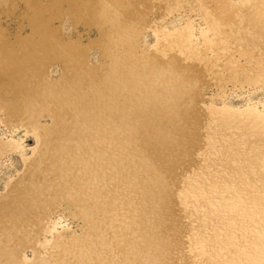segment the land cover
Listing matches in <instances>:
<instances>
[{"label":"bare ground","instance_id":"1","mask_svg":"<svg viewBox=\"0 0 264 264\" xmlns=\"http://www.w3.org/2000/svg\"><path fill=\"white\" fill-rule=\"evenodd\" d=\"M8 1L14 0H0V5H4ZM22 1L31 11L28 25L32 32L38 36V40L34 41V43H25L23 42V40L26 41L25 39L21 40L20 38H16L13 42L9 43L4 35L5 33L0 29V124L3 125L4 132L3 134V132L0 131V158L8 153L15 152L20 155L23 162L22 172L19 174L16 173L12 179L8 180L4 186L3 193H0V264H54L52 261L54 257L48 254L49 247L54 243L51 238L53 237L55 239V233L63 232L68 229V226L62 218L52 220V222L46 220L48 211L56 204L54 200H51L50 202L52 204H49L44 198L39 203L36 202V199L33 197H24V194H21V192L26 190L27 185L36 172V169H34L36 163L40 164L47 159L53 160L56 156L63 158L72 153L73 145L68 142L69 139L81 138V136H79L80 131H84L87 128V122L83 120V118H85L82 117L83 115L87 114L86 117H88V120L90 116V120L95 122L94 128H96L98 124H102V116L104 115L99 114L98 109L100 105L98 103H94L90 106V103L88 105L82 104L77 109L79 111H76L78 118L73 119V121H68L69 123L58 118V114L62 107L61 104L67 99L65 96V89L73 90V95L75 94L77 96L80 94V90L92 94L98 87H101L105 91L109 90L106 92V94L110 96L109 98L118 101L117 105L111 107L105 114L108 113L111 118V121H109L110 125L113 127H123L122 131L124 132V136H118L117 133H114L111 137L113 141H120L119 145H117V143L115 145V148L117 147V151L119 150L118 153L120 154L118 163H121L119 167L120 172H118V174L122 180H126V187L123 186L127 188L126 192L134 188L133 181L130 177L143 174L142 172L144 171L142 170L141 172L142 165L146 168L148 167L147 169L149 172H152L151 175L154 176L153 171H156L158 174V171L154 170V166L157 165L156 159H161V161L164 159L163 162H167L166 165L169 163L168 161H170V159L166 155L172 152L170 151L169 153L167 151L165 153L162 145L174 141L176 143L173 144L177 145L175 146L177 149L175 150V156H180L182 153L183 155L170 162L171 164H177L178 169H174L172 165V168L171 166L168 167L167 174L175 178L179 184V195H181L180 197H185V203L182 201L183 207L184 205L188 207L189 202L195 200L198 206L204 208V211L210 215V213L214 212L210 210L213 195L210 196L208 192L213 188L215 193H220L222 189L219 190L220 187L217 189L216 185L218 184L222 185L225 183V186H227L226 183H232L230 184L233 185L230 186L231 188H233L234 185H241L239 182L243 180L241 179L244 173L243 170H246L247 173L249 172V175L252 176L250 177L251 180L253 179V182L258 185L257 188H259V191H257V194L260 191L262 195L264 194V172L258 169V171L263 173L260 174L257 170H254V168L260 166L259 161L264 162L263 103L262 105L260 104L261 109L258 108V105L248 104L245 109L235 111H230V109L226 107L220 109L214 107L205 108L200 104V99L202 98H200V89H198L199 85H206L209 82L215 83L218 88H223L228 83L241 87L243 85H256L258 82L264 81V11L263 13L262 11H256L254 14L250 13L249 8L246 7V4L250 0H242L238 3H234L232 0H199L209 10L205 15V24L209 26L201 28V37H199L205 40L206 33L210 30L209 28H214L218 37L217 55L215 53L214 57L208 59L201 53L203 52L201 49L202 47H199L205 45V42H198L193 31L189 29L182 33H166L164 38L167 41V45L161 46V44H158L152 51L145 50L138 45L140 30L148 24L147 20H145V18H147V10L166 6V0H44V4L39 8L36 7L38 0ZM172 1L173 0H170V3ZM262 10H264V8ZM61 16H67L73 22L79 21L80 23H85L89 27L96 29L101 40L99 39L100 41L98 40L99 42L94 46L95 49L98 47L100 52H102L101 55H105L108 59L107 64L104 65L107 69L106 72H110L109 75L111 78H116L114 77L116 74H123L127 76V78L118 77L119 80L113 79L111 83L103 80V77L98 73L100 68L91 66L90 63L88 64V62L85 61L86 55H84V49L74 45L73 41H65L64 38L59 35L58 30L53 27L52 23L55 20L61 19ZM235 20L240 24V28L243 26L248 28L249 39L254 41L251 47L254 51L249 52L250 49H248L246 45L238 48L235 52L230 51L226 56L230 58H225L223 56L226 54L223 55V51H225L226 45L229 44L228 40L231 27ZM117 26H119L120 32L114 33L113 30L117 29ZM146 26L148 27V25ZM246 44L249 43L246 42ZM166 51H171L168 57L164 55ZM174 52L178 56V59L180 58L181 60V62L179 60L177 64H187V66L191 68V70H189L190 72L187 70L181 72L178 68L166 65V63L169 64L172 57L175 56ZM139 59L141 61H136ZM54 62L60 63L63 67L66 62H68L72 70L71 77L63 80L59 87L51 80L49 69ZM185 73L188 74V77H186ZM133 79H137V82H144V84L142 83L143 86L138 87L140 83H133ZM57 92L59 96H56V100L60 103L59 105L61 107L59 108V113L57 112L54 115L53 122H55V125L52 126V131L47 129L50 126H45L38 120L25 122L23 115L29 111V101H36L41 104L45 97L49 96L55 99L54 93ZM100 94L103 95V97L105 95L103 91H101ZM172 94L177 96L176 99L174 98V101L172 100L173 98L171 99ZM76 96H74L73 99H75ZM79 99L80 97L77 100ZM22 100L24 103H21ZM75 104L77 103L75 102ZM146 115H150L151 117L147 119ZM141 116L147 119V123H144L146 125H143L142 119H140ZM156 116H158L157 119ZM131 119H136V121L140 122L139 125L141 129L142 127L145 130L147 129L146 140L137 136V134H141L142 131L138 130L139 125H133V123L129 122ZM18 121L20 122L17 123ZM143 121L145 122L144 119ZM18 126L24 127L25 134L30 132L32 137H34L35 146L30 151L31 158H26V150L22 140L15 139L16 136L14 133L19 128ZM69 126L76 129V136L75 134H73V136L70 134ZM95 132L97 134L96 130ZM171 132L172 136L169 135L168 137V134ZM174 134H182L181 139H175V136H173ZM87 136L88 135L85 137ZM116 136L120 139H116ZM55 138L57 142L56 145H53L55 143L53 142ZM86 141L85 139L77 141L76 144L80 147H85ZM145 141L152 145V152L156 154L151 158H149L150 153L148 149L143 145ZM92 149L94 151L97 150L96 147ZM134 150L138 151L136 153L139 154V156H145L146 162H148V164L150 163V165L143 160L140 161L142 158L138 161L137 159L135 160L137 154L134 153ZM158 153L159 157L157 155ZM195 155H198L199 159H195ZM167 159L169 160L167 161ZM177 160L178 162L176 163ZM74 164L77 165V162H74ZM82 166H85V164H82ZM185 167L187 171L184 170ZM261 168L260 166V169ZM58 169L60 175L57 185L60 191L57 197L60 201H64L66 197L63 191L65 187L62 184V179L64 178L63 163L60 164ZM79 170L88 171V169L82 167L79 168ZM116 170L118 171V168ZM151 175L148 174L149 177H151ZM83 176L84 174H80L77 175L76 178L75 176L72 178L71 185L74 186L75 193L67 197H73L72 204L75 207L81 208H83L82 200L78 197V192L80 190V180L83 179ZM92 176L93 179L97 178L95 173ZM245 176L247 175L245 174ZM181 177L185 178L182 179ZM136 179L139 180V178ZM247 181L249 182L250 180ZM134 182L136 183L137 181ZM214 183L218 184L215 185ZM247 184L248 183H246V185ZM240 185H238L235 190L232 189L237 194L239 193ZM165 186H158L161 194H168L170 192L166 191ZM144 187L146 188L148 186L145 185ZM244 188L246 191V187ZM227 189L229 188L227 187ZM242 189L241 187V192ZM249 189H247L248 192ZM227 193L229 194V192ZM253 195H256V192ZM214 197L216 198L218 196ZM250 197L252 198V194ZM173 198L174 196L170 194V199ZM260 198L257 197V199H259L258 201H261ZM188 199L190 201H187ZM173 201L176 202V200ZM254 203H256V199ZM261 203H263L262 215L264 218V196L262 197L260 204ZM92 205L93 204H91L90 207H92ZM124 205L125 207L129 206L127 202L126 204L124 203ZM217 205H219L220 209L224 207L222 202ZM230 205L231 204H228L227 208H229ZM250 206H253V204ZM257 207L259 206L257 205ZM182 209L180 211H183ZM35 210L40 217L36 216L37 214L34 217ZM253 210H251V213L255 212V207ZM257 211L258 210H256V212ZM233 212L231 213L233 214ZM227 213L228 211L226 214ZM255 214L256 213H254V215ZM216 215H219V213L215 214V216ZM250 215L252 216V214ZM235 216L238 215L235 214ZM249 218L243 219L249 221ZM259 218L261 217L255 218V222L256 219L258 220ZM42 219H44V222H42ZM221 219L218 218V220ZM258 221H261V224L264 223L261 219ZM235 223L239 226L238 224L241 223V220L239 223ZM252 223H254V221ZM28 224H38L40 227L39 232L36 231L38 226L36 227L35 234H28L29 231L26 229V232L23 231L22 228ZM249 224L251 226L246 225L250 230L253 226L251 221H249ZM258 224L259 223L255 225L254 223V228L257 226V229H259ZM261 224L260 226L262 227ZM244 225L242 227L245 229L246 225ZM235 226L236 225L229 227L233 230ZM48 227L51 229V233H48ZM226 227L225 230L227 229ZM33 228L35 229L34 226ZM247 229H245V231ZM227 230L230 229L228 228ZM262 230H264V226ZM242 231L239 233H242ZM262 232H260V234ZM243 233L245 232L243 231ZM243 233L240 234L243 235L242 239L240 236L238 238L236 237V239H241L242 242H244L243 239L249 238H244L245 234ZM252 233L255 234V231ZM37 234L38 236H36ZM47 234L49 238H46ZM257 234L255 236H257ZM260 234H258L256 239L257 243H255L256 245L259 243L257 246H260V251L256 252V248L257 250L259 248L250 242L253 244V247H256H254L255 249L253 251L256 252L257 255L253 251L249 254L250 252L247 250L249 252H247L249 258L247 260H249V262H257L259 259L262 262L264 260V233L262 235ZM41 236H43L44 239ZM251 239L253 240V238ZM42 240H44L43 245L41 244ZM245 241L248 242V240ZM228 244H230V242ZM245 245H247V243H245ZM20 246L33 249L36 253L35 260L37 261L23 257ZM249 247H251V245ZM243 256L247 257L246 254ZM56 263L57 262H55V264Z\"/></svg>","mask_w":264,"mask_h":264},{"label":"rangeland","instance_id":"2","mask_svg":"<svg viewBox=\"0 0 264 264\" xmlns=\"http://www.w3.org/2000/svg\"><path fill=\"white\" fill-rule=\"evenodd\" d=\"M232 1L234 3H238L242 0ZM165 2H167V4L164 7L156 9L152 8L147 10L148 13H146L147 18H145V20H147L148 24L146 25H148V27L145 25L146 28L144 26L140 30L138 45H140L141 48H144L145 50L152 51L158 44H161V46L167 45V41L164 38V35L166 33H182L189 29L193 31L195 38H197L198 42H205V45L199 47H202L201 49L203 50V52L201 53L206 58L209 59L214 57L215 53L217 55L218 37L215 33V29L209 28L210 30L206 33L205 40L200 38V30H202L201 28L209 26H206L205 24V15L209 12L207 7L199 0H173L171 3L170 0H166ZM43 4L44 0H38L36 7L39 8ZM246 5V7L249 8L250 13L252 14H254L256 11H262V13L264 11L262 10L264 8V0H250ZM30 12L31 11L29 7L22 0L8 1L4 5H0V29L3 31V33H5L4 35L8 39L9 43L13 42L16 38H20L21 40L25 39L26 41L23 40V42L25 43H34V41L38 40V36H36L32 32L31 28L28 25ZM52 25L54 28H56V30H58L59 35L64 38L65 41H73L74 45H77L84 49V55H86L85 61H87L88 64L90 63L91 66L100 68V70H98V73L101 77H103V80H106L111 83V81L113 82V79L119 80V78H127V76L123 74H116L114 76L116 78H111L109 75L110 72H106L107 69L104 65L107 64L108 59L107 57H105V55H101L102 52H100L98 47H96L95 49L94 46L95 44H97V42L101 40V37L99 36L98 31L96 29L89 27L85 23H80L79 21L73 22L67 16H61V19L55 20ZM117 30H119V26H117V29H114L113 32H120V30ZM246 42L249 44H246ZM228 43L229 44L226 45L225 51H223V55L226 54L225 56H223L225 58H230L229 56L226 57L230 53V51L235 52L238 48H241L242 46L246 45V47L250 49L249 52L254 51L253 48L251 49L252 43H254V41L249 39L248 28L244 26L240 28V24L237 20H235V22L232 24ZM91 44L94 46V48ZM170 52L166 51L164 55L168 57V54ZM179 60L180 58L178 59V56L175 53V56H173L169 64L166 63V65L178 68L179 70H181V72L191 70L190 66L188 67L187 64H177ZM136 61L141 60L139 59ZM49 70L51 80H53V82L56 83L58 87L61 86L63 80H66L67 78L71 77L72 70L68 62H66L64 67L58 62H54L51 64ZM185 75L186 77H188L187 73H185ZM137 81V79L132 80L133 83H140L138 87H142L144 82ZM198 89H200V98H202L200 99V104H202L205 108L214 107L216 109H220L222 107H226L230 109V111H235L245 109L248 105H258V108L261 109L260 104L262 105L263 103L264 105V81L258 82L256 85H243L241 87H239V85H233L228 83L223 88H218L216 87L215 83L209 82L206 85H199ZM64 91H66L65 96L67 99L62 102V107L59 105L60 103L56 100V96H59L58 92L54 93L55 99H52L49 96L45 97L43 98V103L41 102V104L36 101H29V111L23 115V118H25V122L38 120L43 125L50 126L47 129L52 131V126L55 125V122H53L54 115L59 111L60 107L61 110L60 113L58 112V118L67 123L68 121H73V119L78 118V114L76 112L79 111L77 110L78 107H80L82 104L88 105L89 103V106L93 105L94 103H98L100 105V108L98 109L99 114L104 116H102V124H98L100 123L98 122V126L94 128L95 122H92V120H90V116L88 120V117H86L87 114L83 115L82 117L86 118H83V120L87 122V128L84 131H80L79 136H81V138L69 139L68 141L73 145V149L71 148L72 153L70 154L72 157L70 155L64 156L63 158L60 156H56L53 160L47 159L40 164L36 163L34 165V169H36L35 174L32 176L30 183L26 187V190L24 192H21V194H24V197H33L34 199H36V202L39 203L44 198L47 200V202H49V204H52L50 201L54 200L56 204L51 207L48 211L46 220L52 222V220L62 218L68 226V229L64 230L63 232L55 233V239L53 237H50L51 240L54 241V243L53 245H51V247H49L48 254L51 257H54L52 258L54 264L55 262H57L56 264H154V262L155 264H264V260L261 262L260 259L257 262H249V260H247L249 259L248 253L250 252L249 254H251L252 251L256 248L255 246L259 244H255L257 243L256 239L258 234L264 231L262 230L264 223L261 224V221H258L261 219L262 222H264V218L262 215L263 203L260 204L264 194L262 195L261 191L259 192L261 194H257V191H259V188H257L258 185L253 182V179L251 180L250 177L252 176L249 175V172L247 173L246 170H243V176L241 175V179H243V182L240 181L239 183H241V185L238 184L243 189L241 192V187L239 186L240 190L238 194L234 192L238 185H234L235 188H231L230 186L233 185L230 184L232 183H226L227 186H225V183L222 185L214 183L215 185L218 184L216 185L217 189L218 187H220L219 190H222L220 191V193H215L212 188L208 192L210 196L213 195V198L211 199L210 210H213L214 212L210 213V215H208V213L204 211V208L198 206L195 200L191 201L192 203L189 202L188 207L187 205H184L183 207L185 197H180L181 195H179V184L175 178H172L170 177V175L167 174L168 167L171 166L172 168V165L174 169H178L177 164H171L170 162L183 155L182 153V155L180 156H175V150H177L175 146L177 145L173 144L176 143L173 141L172 143H166L162 145L164 149L163 151H165V153L167 151L169 153L170 151L172 152L166 155L170 159V161H168L169 159H167L169 163L166 165L167 162H163L164 159H162V161L161 159H156L157 165L154 166V170H157L158 174L156 171H153L154 176L151 175L152 172H149V170L147 169L148 167L146 168L144 165H142L141 172L143 170V174L137 175L135 177H130V179H132L133 181L134 188L133 190L130 189L128 192H126L127 188H124L126 187V180H122V178L119 177L118 174V172H120L119 167L121 166V163H118L120 160V154L118 153L119 150L117 151V147L115 148V145L116 143L117 145H119L120 141L114 140V142L111 137L114 133H117L118 136H124V132L122 131L123 127H113L112 125H110L109 121H111V118L109 117L108 113L105 114L109 111L111 107L116 106L118 101H116V99L109 98L110 96L106 94V92L109 90L105 91L101 87H98L97 90H95L96 92L94 91V93L92 94L80 90L81 92L77 96L75 94L73 95V90L71 91L65 89ZM101 91L105 93L104 97L100 94ZM74 96H76L75 99H73ZM171 96V99L173 98V101L177 97L175 94H172ZM79 97L80 99L77 100ZM23 100L21 101V103H24ZM75 102L77 104H75ZM146 116L147 119L151 117L150 115ZM157 118L158 116H156V119ZM140 119H142L143 125H146L144 123H147V119L143 118V116H141ZM143 119L145 120V122L143 121ZM19 122L20 121H18L17 123ZM129 122L133 123V125L140 124V122L136 121V119H131ZM69 128L70 134H72V136L73 134H75L76 136V129L71 128V126H69ZM112 128L115 131H113ZM95 130L97 131V134ZM138 130L142 131L143 133L141 132V134H137V136L146 140L147 129L145 130L143 127L141 129V126L139 125ZM0 131L3 132L2 124H0ZM84 134L85 136H88L85 137ZM14 135L16 136L15 139L22 140L23 146L26 150V158H31L30 151L35 146V141L34 137H32V134L30 132H28V134H25L24 127H19L15 131ZM169 135L172 136V132L168 134V137ZM82 136H84L85 138ZM173 136H175V139H181L182 134H174ZM115 138L120 139L117 138V136ZM84 139L85 141L87 140L85 142V147H80L76 144L77 141H82ZM55 140L56 138L53 140V142H55L53 145H56L57 141ZM110 142L112 146L110 145ZM144 143L145 144L143 145L146 146L150 153L149 158L153 157L155 153L152 152V145L146 143V141ZM94 147H96L97 150L94 151L92 149ZM136 152L138 151L134 150L135 154H137ZM157 155L159 157V153ZM194 157L195 159H199L198 155H195ZM136 159L137 161L139 159H141L140 161H147L145 156H139V154H137L135 160ZM73 161L75 163L77 162V165L74 164ZM177 162L178 160L176 161V163ZM61 163H63L64 167V178L62 179V184L65 187L63 191L66 197L64 201H60L57 197L60 191L57 185V181L60 175L58 167ZM146 163L148 164V162ZM82 164H85V166H82ZM148 165H150V163ZM259 165L262 168L260 169V166H257V168H254V170L258 171L259 169L260 171L264 172V162L259 161ZM81 167L88 169V171L79 170V168ZM117 168L118 171L116 170ZM22 170L23 162L18 153H8L7 155H4L0 158V193H3L4 186L8 182V180L12 179L16 173H21ZM184 170H186V167L184 168ZM260 171L258 172L260 174H263ZM94 173L97 178L93 179L92 175ZM80 174H84V176L83 179L80 180V190L78 192V197H80L82 200L83 208L75 207L72 204L73 197L67 198L68 196H72L73 193H75V188L71 185L72 178L74 176L76 178V176ZM148 174H150L151 177H149ZM245 174L247 176H245ZM136 178H139V180H137ZM246 179L250 181L248 182ZM134 181L137 182L135 183ZM252 182L253 185L251 186ZM246 183H248L250 187L248 184L246 185ZM145 185H147L148 187L145 188ZM156 185H158L159 187L165 186L166 191H170L168 193L169 195L161 194L160 189ZM227 187L229 189H227ZM244 187H246V191ZM254 187L258 190H255ZM247 189H249V192ZM254 191L256 192V195H253L255 194ZM227 192H229V194ZM250 192L252 194V198L250 197ZM170 194L174 196L173 199H170ZM218 194L220 195V197ZM214 196H218L216 197L217 199ZM254 196H257L258 198H260L261 196V201H258L259 199H257V197L253 198ZM255 199L257 204L254 203ZM171 200H176L177 203L174 201L172 202ZM187 201L190 200L188 199ZM126 202L129 204L128 207H125L124 205V203L126 204ZM221 202L224 204V210L220 209L219 205H217ZM91 204H93L92 207H90ZM228 204H231V207L229 206L230 209L227 208ZM252 204L253 206H250ZM257 205L259 207H257ZM249 206L252 209H250ZM254 207L255 212H253ZM240 208H242L243 210ZM181 209L183 211H180ZM226 209L228 211L227 214ZM251 210H253V213H251ZM256 210H258L259 212H256ZM203 211L205 214L203 213ZM231 212H233V214ZM218 213L219 215L215 216V214ZM254 213L256 214L254 215ZM36 214L37 211L34 212V217ZM229 214H232V217ZM235 214L238 216H235ZM250 214H252V216ZM36 216L40 217V215L38 214ZM257 216H260L261 218H259L258 220L256 219L255 222V218H258ZM242 217L247 219L249 217L251 218H249V221H251L253 227H251L250 230L248 228V226H251L249 224V221L247 219H243ZM218 218L222 219L218 220ZM252 219L255 225L259 223L258 228H261L260 231L259 229H257V226L254 228L255 225L254 223H252ZM240 220V224L248 225H246L245 228H248L246 232L245 229L242 227L243 225L238 224L245 233H243L240 227L237 226V224L235 223H239ZM42 222H44V219H42ZM232 224L236 225L235 227H233V230L231 227H229L233 226ZM260 224L262 225V227L260 226ZM25 226L22 228V230L25 232L26 230H28V234L30 235L35 234L36 231L39 232L40 227L38 226V224H28ZM33 226L35 227V229L33 228ZM37 226L38 228L36 230ZM225 227L227 229L229 228L230 230H225ZM48 228V233H51V229ZM238 230L239 232L242 231V233L245 234L244 238L249 237L250 239H243L244 242H242L241 239L243 235H240L242 233H239ZM248 230L249 232L251 231V235L249 234ZM227 231L230 232L228 233ZM254 231L255 234L252 233ZM235 233H237L238 235ZM263 233L264 232H262L260 235H262ZM256 234L257 236H255ZM36 236H38V234ZM239 236L241 237V239H236V237L238 238ZM41 237L44 239L43 236ZM46 238H49L48 234ZM251 238H253V240ZM227 240H230V244H228L229 242ZM237 240L239 244L238 242L236 243ZM245 240H248V242ZM250 242L255 245V248ZM245 243H247V245H245ZM41 244H44V240L41 241ZM250 245L251 247H249ZM20 251L23 257L31 260L34 259L33 261H37L35 260L36 253L33 249L20 246ZM244 251L247 257L243 256L245 255ZM255 251H260V248L258 250L256 248ZM256 252L254 253L257 255ZM165 256H167L168 258Z\"/></svg>","mask_w":264,"mask_h":264}]
</instances>
